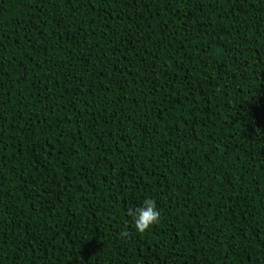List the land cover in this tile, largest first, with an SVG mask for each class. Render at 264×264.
<instances>
[{
  "label": "trees",
  "instance_id": "16d2710c",
  "mask_svg": "<svg viewBox=\"0 0 264 264\" xmlns=\"http://www.w3.org/2000/svg\"><path fill=\"white\" fill-rule=\"evenodd\" d=\"M0 264H264V0H0Z\"/></svg>",
  "mask_w": 264,
  "mask_h": 264
},
{
  "label": "clouds",
  "instance_id": "9594fccd",
  "mask_svg": "<svg viewBox=\"0 0 264 264\" xmlns=\"http://www.w3.org/2000/svg\"><path fill=\"white\" fill-rule=\"evenodd\" d=\"M128 215L133 218L135 229L142 233L158 222L160 211L154 200L145 198L142 204L129 208Z\"/></svg>",
  "mask_w": 264,
  "mask_h": 264
}]
</instances>
